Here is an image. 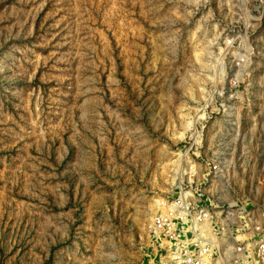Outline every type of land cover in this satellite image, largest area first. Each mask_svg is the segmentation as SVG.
<instances>
[{
  "label": "rangeland",
  "instance_id": "1",
  "mask_svg": "<svg viewBox=\"0 0 264 264\" xmlns=\"http://www.w3.org/2000/svg\"><path fill=\"white\" fill-rule=\"evenodd\" d=\"M195 129L264 175V3L0 0V264H171L148 224Z\"/></svg>",
  "mask_w": 264,
  "mask_h": 264
},
{
  "label": "built area",
  "instance_id": "2",
  "mask_svg": "<svg viewBox=\"0 0 264 264\" xmlns=\"http://www.w3.org/2000/svg\"><path fill=\"white\" fill-rule=\"evenodd\" d=\"M216 106L225 112L227 105ZM201 139L195 129L188 146L176 151L177 182L148 224L153 244L171 264H264V175L247 184L229 172L235 160L225 151L202 153ZM216 148L224 147L218 142Z\"/></svg>",
  "mask_w": 264,
  "mask_h": 264
}]
</instances>
